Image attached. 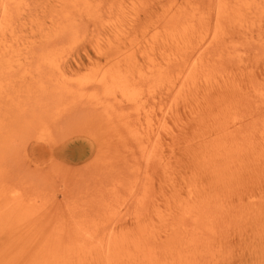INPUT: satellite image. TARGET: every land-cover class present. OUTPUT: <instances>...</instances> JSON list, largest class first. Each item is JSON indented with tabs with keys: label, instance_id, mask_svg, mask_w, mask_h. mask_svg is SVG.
I'll use <instances>...</instances> for the list:
<instances>
[{
	"label": "rangeland",
	"instance_id": "rangeland-1",
	"mask_svg": "<svg viewBox=\"0 0 264 264\" xmlns=\"http://www.w3.org/2000/svg\"><path fill=\"white\" fill-rule=\"evenodd\" d=\"M201 1L0 0V264H264V0Z\"/></svg>",
	"mask_w": 264,
	"mask_h": 264
},
{
	"label": "bare ground",
	"instance_id": "bare-ground-1",
	"mask_svg": "<svg viewBox=\"0 0 264 264\" xmlns=\"http://www.w3.org/2000/svg\"><path fill=\"white\" fill-rule=\"evenodd\" d=\"M184 1V0H183ZM186 1V3H187V5L188 6H190V5H192V4H194V2L196 1V0H185ZM199 1H201V0H199ZM208 1H210V0H202L201 1V3H209ZM175 2H177V1H175ZM185 3V4H186ZM211 3V2H210ZM256 9H259V6H257L256 7ZM168 27V26H167ZM167 37V36H166ZM164 39H165V37H164ZM168 39H169V37H168ZM167 42V41H166ZM165 43V42H164ZM167 48V47H166ZM190 92V91H189ZM190 98V97H189ZM235 135V134H234ZM184 146H186V145H184ZM200 156V155H199ZM196 158V157H195ZM199 158V157H198ZM198 161V160H197ZM200 161V160H199ZM203 162V161H202ZM208 165V164H207ZM216 166H218V165H216ZM214 167V166H213ZM204 168V167H203ZM216 169V168H215ZM217 170V169H216ZM215 170V171H216ZM181 207V206H180ZM194 207V206H193ZM201 207V206H200ZM194 208H196V207H194ZM191 210H192V208H191ZM194 210V209H193ZM192 210V211H193ZM194 213V212H193ZM195 214V213H194ZM200 216H202V215H199L198 217H200ZM193 217V216H192ZM194 217H196V216H194ZM197 217V218H198ZM204 217V216H203ZM196 219V218H195ZM202 219V218H201ZM190 220H192V221H194L193 219H190ZM198 221V219H196V221L195 222H197ZM199 221H201L200 219H199ZM201 223V222H200ZM198 224V223H197ZM196 224V225H197ZM199 226V225H198ZM201 226V225H200ZM198 228V227H197ZM59 248V247H58ZM54 251H53V249H52V253H53ZM52 253H51V255H52ZM55 253V252H54ZM62 253V252H61ZM55 255V254H54ZM60 255V254H59ZM54 259V258H53ZM63 259V258H62ZM57 260H58V258H57ZM54 261H56V258L54 259Z\"/></svg>",
	"mask_w": 264,
	"mask_h": 264
}]
</instances>
